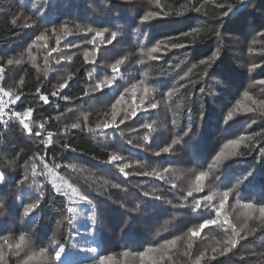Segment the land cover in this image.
Here are the masks:
<instances>
[{
    "label": "trees",
    "instance_id": "16d2710c",
    "mask_svg": "<svg viewBox=\"0 0 264 264\" xmlns=\"http://www.w3.org/2000/svg\"><path fill=\"white\" fill-rule=\"evenodd\" d=\"M219 4L225 8L217 7ZM229 6L233 11L221 19L222 11ZM195 7H201V11L192 10ZM148 12L158 15L141 23L140 18ZM13 19H17L16 25L11 23ZM24 23L33 27H21ZM88 28L94 31L90 33ZM104 28L109 29L106 37L117 31V40L102 45L104 38L97 37L96 63H86L84 53L93 49L87 41L92 40L95 30ZM262 31L264 0H0V66L6 73L0 83L24 94L22 102L12 106L17 111L34 108V131L40 130L41 123L45 125L41 137H30L16 120L6 126L0 124V170L6 175V183L0 185V252L4 255L0 264H56L53 239L66 248L60 264H100V257H110L105 264H264V218L258 210L243 207L244 203L264 204V85L258 83L264 80ZM42 33L45 39L36 41ZM160 40L165 42L155 54L160 59L141 56L142 50L147 51ZM173 44L185 47L173 48ZM53 48L57 51H51ZM217 49L220 55L210 68L199 64ZM68 56L72 59L63 58ZM8 59H18L20 64L8 65ZM116 59L124 63L114 84L102 93L92 92L96 79L111 76ZM253 65L259 67L250 71ZM93 68L95 76L90 79L88 73ZM190 68L192 72L181 80ZM189 80L196 81L195 85ZM66 81L67 86L59 89ZM133 84L137 85L135 95ZM145 84L150 89L147 94ZM38 87L49 94L48 104L36 99ZM173 88L178 91L168 98L166 93ZM53 91L59 95L52 97ZM245 92L251 99L244 96ZM121 94V115L141 99L145 105L158 102V106L148 112L138 110L137 116L119 129H106L103 137L87 128L64 131L65 124L85 116L93 128L111 119V105ZM63 95L71 99H60ZM248 108L254 110L249 112ZM229 111L232 118L225 123ZM153 121L152 130L142 127ZM47 132L53 136L46 146L40 140L47 138ZM149 132L150 141L145 142L143 136ZM178 136L181 142L170 154L153 155ZM241 137L235 149L239 154L222 157L203 181L204 191L187 197L196 175L208 170L228 140ZM231 151L224 149L225 153ZM111 154L125 158L117 163L131 164L125 169L129 175L104 162ZM33 163L38 173L35 183ZM43 164L54 169L56 183H62L63 178L93 201L94 228L90 205L73 203L77 212L69 214L68 198L56 193L53 178ZM70 164L83 171L67 167ZM164 167L171 169L165 180L136 174ZM26 171L29 180L19 185ZM41 186L44 196L39 207L25 217L23 206L40 198ZM229 188L232 192L219 216L215 207L194 210V198ZM145 192L152 195L145 196ZM220 199L214 197L212 204L218 207ZM71 215L75 218L69 224L65 216ZM225 217L229 223L224 222ZM205 219H217V223L192 236L190 230ZM232 225L245 238H237L238 243L221 255L233 237ZM21 234L26 242L17 250ZM170 240L175 244L164 245ZM149 247L156 249L148 254L152 259L138 255ZM42 248L49 249L44 256L39 255ZM201 254L204 258L198 260Z\"/></svg>",
    "mask_w": 264,
    "mask_h": 264
},
{
    "label": "snow or ice",
    "instance_id": "6c2138e0",
    "mask_svg": "<svg viewBox=\"0 0 264 264\" xmlns=\"http://www.w3.org/2000/svg\"><path fill=\"white\" fill-rule=\"evenodd\" d=\"M157 3H159V0H156ZM201 7H203V5H201ZM201 7H195L194 11L196 12H200L201 11ZM217 7L224 9L225 5L223 4H219L217 5ZM233 11L232 7H227V10L222 11L221 13V19H223V17H227L231 12ZM158 13L156 12H148L147 14H145L144 16H142L140 18V22L144 23L149 21L151 18H155L157 17ZM11 23L13 25L17 24V19H13L11 21ZM21 27L23 28H31L33 27V24H29V23H24L23 25H21ZM88 32H93L94 29L92 28H88L87 29ZM193 32H198L199 29H193ZM109 29L108 28H104L103 30H95V35L93 36L92 40L87 41V43L93 44V49L91 52H85L84 53V59L86 63H91L93 65H95L96 61H95V54L98 51V49L96 48V38L97 37H103L104 39L101 41L102 45H111L113 44L114 41L117 40V36H118V32L117 31H111L110 32V36H105V33H108ZM71 34V33H68ZM192 33H183L182 35L184 36H189ZM215 35L219 36L220 33L216 32ZM260 36L264 37V31L259 33ZM44 34H40L38 36H36V41H40V40H44ZM168 39H171V37H168ZM255 42V41H253ZM35 43V41L33 42ZM60 43V40L57 39V44ZM165 42L164 40H160L157 41L156 44L148 49L147 51H143L141 52V56L142 57H147L149 60H157L160 59L159 56L155 55L156 53L161 51V45H164ZM166 46V45H165ZM173 48H180V47H185V45L183 44H173L172 45ZM51 51L55 52L57 51V49L53 48ZM220 52L219 49L216 50V52L213 53V55L209 58V59H201L199 61L200 65H206L207 67H211L212 63H214L216 61V59L219 57ZM92 57L91 60L89 59V57ZM64 59L67 60H71L72 57L68 56V57H63ZM140 63H143V60L141 59V61H139ZM20 64V60H13V59H8L7 60V64L8 65H12V64ZM57 63H59V60H57ZM124 63L123 59H116L115 62L111 65V76L109 75H104L103 78L100 79H96L95 82L91 85V91L92 92H103L105 88H110L114 82L116 81L117 77L120 74V66ZM195 67V65L193 66ZM259 67V65H253L252 69H255ZM192 72V69L190 68L188 70V72H186L184 74V76L181 77V80H185L189 74ZM206 74V73H205ZM5 69L3 66H0V82H3L5 79ZM145 75H147V73H145ZM88 76L90 79H92L95 76V68L92 69V71H90L88 73ZM69 79H71V77H69ZM141 83H143V81H141ZM189 83L192 85H195L196 81L194 80H189ZM259 84L264 85V80H259L258 81ZM20 84L23 85V80L20 81ZM67 86V81L65 83H62L59 85V89H63ZM180 87H186V85L181 84ZM137 88V85L133 84L131 91L133 93V95H135V90ZM149 87L148 85L145 84L144 86V93L147 94L149 92ZM129 91V89H125V92ZM178 91V89L173 88L170 89L166 95L168 98H171L173 93ZM201 91H203V89H201ZM89 93L88 91L84 92V95L87 96ZM24 94L22 92L17 93L16 91L12 90V89H7L3 83H0V124L6 126L9 121L11 120H16L21 126H22V131L26 132L30 137L35 136V137H41L43 132L45 131V125L43 123H41L39 125L40 130L39 131H34L33 127H32V115H33V111L34 108L33 107H26L24 108L23 111H17L15 109V107H12L14 105L17 104V102H22L21 98ZM35 97L36 99H38V101H42L43 104H48L49 101V94H45L44 92L41 91V89L38 87L36 89L35 92ZM50 95L52 97H57L59 95L58 91H53L50 93ZM245 97H248L249 99H251V97L249 96L248 92L244 93ZM60 99H64V100H69L71 99V97L67 96V95H63L59 97ZM124 100V95L121 94L119 99H116L115 103H113L111 105V119H107L104 120L103 122H98L95 127H89L88 126V117L85 116L82 119H78L75 122H72L70 125L69 124H65L64 126V131H70L72 129H80L81 131H83L85 128H87V131L94 133L96 136H106V129H119L120 125L124 124L127 120L136 117L137 116V111L141 110L144 112H148L150 109H156L158 106V102H149L147 105H145L144 99H141L140 102L138 104H136L134 107H132L130 110H125L123 112V115H121L120 110H118V106L123 102ZM240 101H237V104H239ZM253 103H255V101H253ZM179 107V106H177ZM254 109L252 108H248L247 111L251 112ZM68 111H72V109H68ZM5 117H7V119H5ZM232 118V112L229 111L228 113V118L227 120H225V123L228 122V120H231ZM155 121H153L152 123H144L142 125L143 128L148 129V130H152L153 129V125H154ZM173 125H175L176 121L173 120L172 121ZM133 131H137L136 129H134ZM191 131V129H189L188 131L184 132V136H187L189 134V132ZM123 135V133H122ZM255 135H261V133H255ZM52 136L53 133L52 132H47L46 133V137L45 139H41L40 143L44 144V145H49L52 143ZM182 137H175L171 140V142L169 144H166L165 146L159 148V150L155 151L153 153V155L155 156H161L162 154H170L173 147L175 145H178L181 142ZM243 139V137H241L240 139H230L228 140V142L224 145V148L220 150V152L215 156L214 158V162L212 164L208 165V170L206 171H200L198 173V175H196L195 178V183L189 188L188 192H187V197H192L193 193H201L204 191V184L203 181L209 177V174L212 170V168L215 167L216 162H219L221 160L222 157H226V156H234L239 154L237 151H235V149L239 146L241 140ZM143 140L145 142H149L150 141V132L144 134L143 136ZM129 143H131V141H129ZM0 144H3V140L0 139ZM65 147H67V145H65ZM228 148H232L233 151L229 152V153H225L224 149H228ZM73 151H75V149H73ZM125 158L123 156L117 155V154H111L108 158V160L104 161L107 164H114L118 169L120 173H123L125 176L129 175L128 172L125 171L126 168L131 167L130 163H124V164H120L117 163L119 161L124 160ZM41 163H43V159L41 158ZM135 163L140 164L141 161H136ZM56 168H59L60 165H55ZM67 167H70L73 170H80L83 171V169H77V165L75 164H70L67 165ZM43 169L47 170V174L51 175L53 178V187L55 188V191L57 194L65 196L68 198L69 201V206L67 207V212L69 214H74L77 212V208L73 207L72 204L76 203L79 204L81 202H86L90 205V207L93 209V213L90 216L91 219V225L93 226V228L96 225V217H95V209H96V205L93 203V201L89 198L88 195L81 193L77 188L73 187L72 184L68 183L66 180H63V178H60L62 183H56L55 180L57 178V174L54 171L53 168H49L47 164H43ZM171 171L170 167H164L160 170L157 169H152V171H143V172H139L136 173L137 175H143V176H148V177H155L156 179H160V180H165L166 179V175L167 173H169ZM192 171H195V169H193ZM37 166L35 163H33L32 168H31V176L33 178V183H35V177L37 176ZM250 175V174H249ZM216 179H219L218 177H216ZM245 179H247V177H245ZM29 180V174L26 171L25 175L23 176L22 179H20L18 181L19 185H24L26 181ZM6 183V175L4 173V171L0 170V185H4ZM113 187H120V185L118 184H113ZM176 186L173 185V188H175ZM39 193H40V198L36 199L34 202H30L26 205L23 206V213L25 217L30 216V214H32L34 212V210H36L39 205L41 200L43 199L44 196V188L41 186L38 189ZM232 192V189H227L225 191L221 192H213L211 195H204L199 199H195L194 198V210H198L201 207L204 208H216V212H217V216H219L220 210L224 208L225 202L228 200L230 194ZM145 196H149L152 195V193L149 192H145L144 193ZM216 196H220V203L219 206L216 207L215 205L212 204V201L214 200V197ZM185 197V199L187 198ZM78 198V199H77ZM156 199H160L159 196H155ZM237 203H240V201L238 200ZM243 207L245 209H253V210H258V212L260 213L261 218H264V204L261 205H255L253 203H244ZM246 215H251V213H246ZM75 218L74 215L71 216H65V219L68 220L69 224L72 223V220ZM225 223H229L228 218L225 217L224 220ZM217 223V219H205L203 223L198 224L196 227L192 228L191 234L192 236H199L200 233L206 229L209 225H214ZM57 224L59 225V222H57ZM232 231H233V237L230 238L227 241V246L225 248H223V250L221 251V255L226 254L227 252H229L231 250L232 247H234L236 245V243H238V239H244L245 237L240 236L239 232L236 231L235 226L232 225ZM244 227H247V225L245 224ZM249 234H251L249 232ZM69 238H71V234L69 236ZM180 239V237H176V240ZM26 242L25 240V235L21 234L19 237V243H17L15 245V248L17 250H20L22 245ZM175 240H170V241H165L164 245H174L175 244ZM5 243H7V240L5 239ZM52 258L55 260L56 264H60V261L62 260L63 254L65 253V245L61 244L58 240L53 239L52 241ZM158 247H163V246H158ZM87 251L90 252H95L96 249L94 248H87ZM156 249L149 247L146 248L143 252L138 253L139 256L141 257H148V259H152L151 256H149V253L154 252ZM213 251H216L215 249H213ZM49 252L48 248H42L40 250L39 255L44 256L45 254H47ZM124 255H127V253H123ZM204 258V254H201V256L198 258L199 259H203ZM213 259H215V257H212ZM4 259V255L2 252H0V261H2ZM110 259V257H100V264H105L106 261H108ZM153 264H156L155 261H153Z\"/></svg>",
    "mask_w": 264,
    "mask_h": 264
},
{
    "label": "built area",
    "instance_id": "2783aa9c",
    "mask_svg": "<svg viewBox=\"0 0 264 264\" xmlns=\"http://www.w3.org/2000/svg\"><path fill=\"white\" fill-rule=\"evenodd\" d=\"M5 119H7V117H5Z\"/></svg>",
    "mask_w": 264,
    "mask_h": 264
}]
</instances>
